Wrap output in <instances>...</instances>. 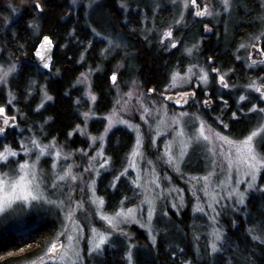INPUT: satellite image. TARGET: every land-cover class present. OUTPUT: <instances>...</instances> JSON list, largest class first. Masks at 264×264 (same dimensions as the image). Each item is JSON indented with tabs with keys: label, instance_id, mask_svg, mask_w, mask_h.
<instances>
[{
	"label": "trees",
	"instance_id": "trees-1",
	"mask_svg": "<svg viewBox=\"0 0 264 264\" xmlns=\"http://www.w3.org/2000/svg\"><path fill=\"white\" fill-rule=\"evenodd\" d=\"M25 1L29 4L20 7L9 31L3 23L0 25V57L5 60L11 54L18 67L8 85L0 87V104H6L9 114L18 115V125L42 140L55 138L70 148L88 146L86 137L69 135L89 109L84 88L77 83L87 67L98 68L92 77L97 94L93 109L102 115L113 105L110 73L116 63L122 62L120 73L126 80L137 78L146 89L161 90L175 69H182L192 60V54L187 53L191 46L197 47L195 55L201 62L212 60L211 64L224 71L229 83L234 84L229 89L211 84L208 94L203 88L197 89L199 100L210 97L214 101L212 109L200 108L209 123L234 138L245 137L259 123L258 111H250L253 105L259 106V99L246 93L245 86L258 74L263 75L264 82V64L256 69L249 66L246 48L257 37L264 48L263 0H236L232 11H224L215 20L200 19L190 10L179 25L173 22L176 5L171 0H99L89 9L86 0H81L72 12L71 0H40L44 4L42 13L35 10L33 0ZM93 7L101 14L98 21L90 14ZM33 22L38 28L32 27ZM207 24L212 31H204ZM170 27L174 39L171 44L167 39L160 40L161 33ZM45 35L54 44L50 68L40 66L33 55ZM115 36L125 43L107 48L105 37ZM241 44L245 47L241 48ZM43 89L52 99L41 106ZM241 95L246 99L241 101ZM9 97L11 103L7 102ZM104 124V118H95L89 124L91 132L99 133ZM6 133L11 140L17 137L13 128ZM134 140L132 132L123 127L112 129L106 137L105 151L110 161L99 175L96 188L108 211L139 200V191L130 176L121 175ZM260 149L264 152V141ZM198 155L194 152L189 161ZM259 182L264 185V168ZM236 208L222 209L224 235L217 251L209 245L207 222L199 221L188 205L179 212L157 213L154 242H149L143 230L129 227L136 235L131 251L133 264H264V190L250 193L246 203ZM2 216L0 264H18L44 250L60 223L58 213L40 210L28 214L27 222L32 227L20 232V219ZM130 246L128 238L116 235L101 254L90 256L86 264H128Z\"/></svg>",
	"mask_w": 264,
	"mask_h": 264
},
{
	"label": "rangeland",
	"instance_id": "rangeland-1",
	"mask_svg": "<svg viewBox=\"0 0 264 264\" xmlns=\"http://www.w3.org/2000/svg\"><path fill=\"white\" fill-rule=\"evenodd\" d=\"M202 1V3L200 2V6L203 7L207 4L212 15L197 16L200 19H218L219 15L224 11H232L236 4V0H230V7L226 8L223 0ZM237 1L239 2V0ZM98 2L99 0H86V9H89L93 4H97ZM171 2L176 5V19L173 20L175 24H181L187 13H190V10H194L193 13H195V9L191 6L188 9L184 8V0H171ZM71 3L72 8L70 11L72 12L75 9L77 10L81 0H71ZM197 3L199 4V0H197ZM262 3L264 7V0ZM27 4H29V1L26 2L25 0H0V25L3 23L4 26L8 27L9 31L13 20L21 12L20 7ZM90 14L96 21L101 19V14L97 7H93L90 10ZM168 30H171L173 35V27H170L164 30L161 36L163 37L164 33ZM204 31L210 32L212 31V27L209 24L204 25ZM172 38H166L170 44L174 40ZM105 39L107 48H115L125 43L119 36L113 38L105 37ZM166 39L160 40L164 41ZM258 41V39H255L253 42L248 43L246 48L249 66H252L254 69L258 68L260 63L252 64L249 60V53L251 46L258 44ZM189 49H191L190 52L188 51ZM189 49H187V53L192 54V60L187 65L185 64L182 69H175L170 74L168 83L163 85L161 90H156L153 87L146 89L137 78L126 80L123 74L121 75L120 73L122 62L116 63L110 73L112 75L115 72L117 75L116 81L114 83L111 81L114 91L113 105L109 112L102 115H98L93 109L97 94L93 90L92 77L98 68L96 70L90 67L84 69L81 73L85 75L81 76L80 74L77 83L83 86L85 100L89 102V109L84 112V114L88 113V115L87 117L83 115L82 123L78 124L79 128L76 125L69 135L78 133L86 137L88 139L87 147H66L65 143L59 142L55 138L44 141L20 124L11 127L17 135L15 140L8 138L9 135L7 133L0 136L3 139L0 148H2L3 144H11L18 152L16 157L9 158L7 167L2 166V162H0V172H9L12 175L18 172L17 162L23 163L24 161H28L30 165L35 162V168L30 171H34L35 178L39 182L38 193L42 197H47V200L42 198L38 201H31L30 204L17 202L5 212L0 213V218L3 215L8 216L10 219H20L23 226L20 232L31 229L32 226L27 220L28 214L33 212L37 213L40 210L56 212L59 214L60 219L58 230L46 248L18 264H33V262L40 264V260H43L44 264H63L58 258H49L47 253L50 244L57 240L67 246L69 243L67 239L68 235L74 238L72 241L73 251H79L78 258L75 256L70 257V259L75 260V264H86L90 256L101 254L104 246L116 235L128 238L131 243L130 251H132L136 244L134 240L136 235L129 230V227L135 226L143 230L148 236L149 242H153L152 237L156 239L157 235L155 229L157 213L167 214L170 210L179 212L187 205L191 207L194 216H198L197 219L199 221L204 220L207 222L210 247L215 242L217 244L216 251L220 248L224 235L220 221L222 209L228 207L237 209V206L241 207L246 203L250 193L264 190V185L259 182V176L263 168L257 172L256 180L252 181L250 175H244L246 168L243 165L237 167L232 162L236 155L235 150L232 149V153L229 155L230 145L221 140L219 136H213V133H219L236 141L243 140L244 138L229 136L209 123L201 113L200 108L203 106L205 109H212L214 101L210 97L199 100L197 89L203 88L208 94L211 84H217L221 89H229L234 84L229 83L224 71L211 64L212 60L209 63L201 62L195 55L196 46H191ZM1 50L2 45L0 43V53ZM8 57L5 60H2L0 57V66L7 68L9 65H14V71L8 74L4 82H0V87L8 85L10 77L18 68L17 61L13 59L12 55L9 54ZM190 68L191 72H189ZM201 69L208 73L206 83L199 79L203 74ZM213 69H217L218 71H213ZM177 73L179 74L177 76V84L172 87L170 86V82L173 75ZM213 74L215 75L214 79ZM220 76L224 77L223 81L219 79ZM250 83H256L257 85L264 84L263 75L258 74L257 76H253L245 86L246 93H253L259 99V103L257 104L259 106L255 105V111H258L260 121L252 129L253 131L260 124H264V112L259 110L264 109V94L256 92L255 89L248 88L247 85ZM225 84L228 87H225ZM185 93H188V95L185 96ZM190 93H194V95L190 97ZM46 95L50 96L43 89L41 106L49 100L45 98ZM166 95H180V97L167 101L165 99ZM93 96L95 99L92 98ZM182 97H184L183 104L182 106H178L176 101ZM207 100L212 101L208 107L205 103ZM7 102H12L10 97ZM0 106H4L7 111L6 104H0ZM15 112L17 111L15 110ZM7 113L10 116H15L17 121H19L16 113L9 114L8 111ZM181 113L184 115H180ZM99 117L104 118V127L99 133H93L90 130L89 124L92 120ZM109 117H111L110 128ZM123 121H127L128 123H124ZM202 123L206 129V134L211 136L212 139L210 141L191 139L189 141L190 146L184 149V154L181 155L180 141L196 137ZM116 127H123L131 131L134 136V144L128 154L121 175L128 174L130 176L140 196L135 204L128 207L121 206L114 211H108L104 207V198L97 193L96 185L99 175L109 166V156L105 151L106 137ZM181 128L183 136L180 135ZM106 129L107 131H105ZM10 134L13 135L14 132ZM92 137H96V140L93 141ZM138 139L140 140L139 145H137ZM33 140L46 149L42 155L40 154V148L33 145ZM254 143L257 151L264 154L260 149L262 140L259 136L254 138ZM22 148H27L29 151L25 153ZM57 151L61 153L60 156L55 154ZM133 152H137V155L134 156ZM194 152L199 153L198 158L189 161ZM38 155L39 160L37 161ZM69 169L71 174L64 180L57 178L58 176H63L65 171ZM71 176H75L76 179H72ZM206 176L208 177L207 180L204 179ZM249 182L253 184L252 187L248 186ZM206 192L209 195H206ZM229 192H232L231 196L228 195ZM213 193L215 194L214 197L211 195ZM238 193L244 194L245 202L243 204L240 203ZM96 198H103L104 203L102 205L98 201L94 203L93 200ZM49 201H52V203ZM78 204L83 205V207H78ZM121 208L125 211L128 208L135 209L134 218L129 217L127 221L121 219L118 222L120 230L117 231L102 219V215L113 216ZM200 209H203V211ZM150 210L152 215L149 219ZM69 214H71V218H69ZM92 228L110 233L107 241L99 250H90L92 249V238L94 235ZM215 232H219L222 239L216 240ZM62 251L60 250L59 254Z\"/></svg>",
	"mask_w": 264,
	"mask_h": 264
},
{
	"label": "snow or ice",
	"instance_id": "snow-or-ice-1",
	"mask_svg": "<svg viewBox=\"0 0 264 264\" xmlns=\"http://www.w3.org/2000/svg\"><path fill=\"white\" fill-rule=\"evenodd\" d=\"M225 7H230V0H223ZM33 5L34 8L37 12L42 13L44 11V4L40 2V0H33ZM189 6H191L193 9H195V15L196 16H211L212 12L209 11L208 5L205 4L203 7L200 6V4L197 3V0H184V8L188 9ZM32 27L38 28V25H36L34 22L32 24ZM261 35H264V33H261ZM172 37V31L168 30L164 33L163 37L161 38L166 39ZM259 39V37H257ZM173 47H175V42H173ZM53 47V41L51 37L49 36H43L42 41L40 42L39 46L35 50V56L43 63V66L45 68H50L51 64L50 61L52 59L51 56V49ZM241 48L245 47L244 44L240 45ZM254 48H259V53L261 59L259 60V63L264 64V48H261L258 44L253 45ZM189 52L191 49L188 50ZM251 56L252 54L249 53ZM258 61L253 59L252 64H256ZM14 71V65H9L7 68H4V66H0V82H4L6 77L10 72ZM213 71H218L217 69H213ZM189 72H191V68L189 69ZM201 72L203 73L199 79L202 81L207 82L208 79V73L201 69ZM84 73H81V76H84ZM179 74H174L172 77V80L170 82V86L174 87L177 84V76ZM117 79V75L115 72L112 73L111 80L114 83ZM219 79L221 81L224 80L223 76H220ZM225 87H228L227 84L224 85ZM248 88L255 89L256 92H262L264 90V84L262 85H257L256 83H250L247 85ZM154 91V90H150ZM185 96L188 95V93L184 94ZM194 95V93H192ZM46 99H52L50 96H45ZM95 99V97H92ZM241 101L245 100L246 97L241 95L239 97ZM180 100H177L176 103H180ZM186 102V101H185ZM207 103V101H205ZM256 106L253 105V108L250 109V111L255 110ZM261 112H264V109H259ZM147 111V109H146ZM86 117L88 113L84 114ZM180 115H184L181 113ZM236 113H233V116H235ZM16 118L15 116H10L8 115L6 109L4 106H0V136H3L6 133L7 127H9L12 124H15ZM124 123H128L127 121H123ZM178 122V121H177ZM79 128V125H77ZM111 127V117H109V128ZM227 127V125H225ZM107 131V129L105 130ZM71 134V133H70ZM180 135L183 136V130L181 128L180 130ZM213 136H219V138L226 143L230 145L229 148V155L232 153V149L235 150V158L233 163L236 164L237 167L240 165H243L246 168V171L244 172L245 176L250 175L251 180L255 181L257 177V172L264 168V154H261L257 151L255 143H254V138L260 137L262 141H264V124H260L255 130L251 131L247 136L243 138V140L236 141V140H231L228 137L223 136L222 134L219 133H213ZM103 139V137H101ZM191 139H195L197 141L203 139L205 141H210L212 139L211 136L206 134V129L203 125L201 124V127L199 129V133L196 137L194 138H186L182 139L180 141L181 144V155L184 154V149H187L190 144L189 141ZM92 140L95 141L96 137H92ZM33 145L40 148V154L42 155L44 151L46 150L44 147H41L39 143L35 140L32 141ZM140 144V140H137V145ZM22 150L27 153L29 150L27 148H22ZM57 156H60L61 153L57 151L55 153ZM18 155L17 150L11 145V144H3L2 148H0V162H2V166L7 167V164L9 162L10 157H16ZM133 155H137V152H133ZM170 155V153H169ZM39 160V155L37 156V161ZM107 163V161H105ZM18 164V172H15L14 174L10 175L9 172H0V213L5 212L7 209L11 208L14 204L17 202L21 203H31V201H38L41 200L42 198L44 200H47V197H42L37 189L39 186V182L35 178V173L34 171H30L35 168V162L33 164H29L28 161H24L23 163ZM70 169L65 171L63 176H58L57 178L60 180H64L67 176H69ZM72 179H76L75 176H71ZM118 179V177H117ZM205 180L208 179V177H204ZM94 184V181H93ZM249 187H252L253 184L249 182ZM55 187V185H53ZM94 192V188H93ZM206 195H209V193L206 192ZM213 197L215 194H211ZM229 196L232 195V192L228 193ZM240 196V203L243 204L244 201V194L243 193H238ZM98 203L102 205L104 203L103 198H96L93 200L94 203ZM52 203V201H49ZM78 207H83V205L78 204ZM203 211V209H200ZM134 212L135 209L133 208H128L127 211H125L123 208H121L119 211H117L113 216H108V215H102V219L107 222L108 225H110L113 229H116L119 231L120 229L118 228V222L122 219L124 221H127L129 217L134 218ZM152 212L151 210L149 211V219L151 218ZM69 218H71V214H69ZM93 232V238H92V249L90 250H99L102 248V246L105 244V242L108 239V236L110 233L106 232H101L96 228H92ZM63 235V233H61ZM215 238L216 240L222 239L221 235L219 232H215ZM69 243L66 246L60 241H56L50 244L48 248V253H57L58 249L63 250L61 254L58 256H52L50 258L52 259H59L63 262V264H75L74 259H70L71 256H75L78 258L79 256V251H73V236L68 235L67 237ZM153 242L155 241V237H152ZM212 250L216 251L217 249V244L215 242L212 243L211 245ZM127 257L129 260V264H132V253L129 250L127 253ZM35 264V262H33ZM40 264H44L43 260H40Z\"/></svg>",
	"mask_w": 264,
	"mask_h": 264
},
{
	"label": "water",
	"instance_id": "water-1",
	"mask_svg": "<svg viewBox=\"0 0 264 264\" xmlns=\"http://www.w3.org/2000/svg\"><path fill=\"white\" fill-rule=\"evenodd\" d=\"M45 36H48V35H45ZM49 37H50V36H49ZM42 39H43V37H42ZM42 39H41V41H42ZM41 41H40V42H41ZM40 42H39V44H40ZM39 44L37 45V47L39 46ZM258 45H259L261 48H263V46H262V41H261V40L258 41ZM35 50H36V49H35ZM250 53H251L252 55H251V56L249 55V60L252 62V60L255 59V60H257V61L259 62V60L261 59V57H260V53H259V48H254L253 46H251ZM33 55H34L35 60L37 61V63H38L40 66L44 67V66H43V63H42V62H41V61L35 56V51L33 52ZM53 55H54V44H53V47H52V49H51V56H52V58H53ZM51 62H52V59H51V61H50V64H51ZM262 93L264 94V90H262ZM189 96L191 97V96H192V93H190ZM179 97H180V95H166V96H165V99H166L167 101H172V100H174V99H176V98H179ZM183 100H184V97H182V98L180 99L181 102H180V103H177V105H178V106H182V104H183ZM211 103H212L211 100H207L206 106H207V107L210 106ZM17 123H18V121H17V119H16L15 124L10 125L9 127L16 126ZM9 127H7V129H8ZM7 129H6V130H7ZM59 251H60V249H58V252H57V253H47V256H48L49 258L52 257V256H58Z\"/></svg>",
	"mask_w": 264,
	"mask_h": 264
},
{
	"label": "flooded vegetation",
	"instance_id": "flooded-vegetation-1",
	"mask_svg": "<svg viewBox=\"0 0 264 264\" xmlns=\"http://www.w3.org/2000/svg\"><path fill=\"white\" fill-rule=\"evenodd\" d=\"M200 4V3H199ZM201 5V4H200ZM16 126H18V123H17V125ZM11 128V127H10ZM10 128H8V129H10Z\"/></svg>",
	"mask_w": 264,
	"mask_h": 264
}]
</instances>
